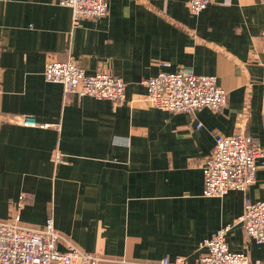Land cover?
<instances>
[{
    "label": "crops",
    "instance_id": "1",
    "mask_svg": "<svg viewBox=\"0 0 264 264\" xmlns=\"http://www.w3.org/2000/svg\"><path fill=\"white\" fill-rule=\"evenodd\" d=\"M62 1L0 0V218L10 220L26 193L24 224L52 216L102 264L194 261L227 224L230 248L261 259L263 245L238 219L247 201L264 199V164L248 190L223 197L204 195L202 166L217 134L246 133L264 147V0H211L197 15L188 0H110L105 16L78 24ZM69 57L123 79L126 98L47 81V62ZM163 70L216 75L227 105L174 112L147 103L144 81ZM21 115L47 126L5 117Z\"/></svg>",
    "mask_w": 264,
    "mask_h": 264
},
{
    "label": "built area",
    "instance_id": "2",
    "mask_svg": "<svg viewBox=\"0 0 264 264\" xmlns=\"http://www.w3.org/2000/svg\"><path fill=\"white\" fill-rule=\"evenodd\" d=\"M211 0H188L190 11L197 15L208 7ZM62 4L72 10L74 24L82 18H99L108 13L110 0H63ZM49 82L60 83L66 93L91 96L114 102L126 98V82L113 73H87L72 57L66 60H49L44 70ZM147 94L144 101L160 109L180 112L195 111L203 107L222 110L228 103L229 92L223 89L216 75H200L192 71H160L144 81ZM2 76L0 73V96ZM1 113L0 99V119ZM6 120L35 127L39 124L33 116H5ZM125 140V138H123ZM124 144L122 140L116 141ZM259 161L264 164V147L249 134L232 136L217 134L213 153L203 163L204 195L223 197L231 190H248L257 179ZM63 162L62 154H56V163ZM27 194L24 193L16 205L12 218H0V264H102L104 258L82 250L71 239L56 229L50 216L43 227H34L22 222L21 210ZM238 222L247 236L264 247V199L247 201ZM231 225L218 228L200 247V257L194 261L189 256L174 259L164 257L158 262L142 264H264L261 259L252 260L243 252L233 251L227 236ZM65 243V248L60 245ZM124 263H131L123 260Z\"/></svg>",
    "mask_w": 264,
    "mask_h": 264
},
{
    "label": "bare ground",
    "instance_id": "3",
    "mask_svg": "<svg viewBox=\"0 0 264 264\" xmlns=\"http://www.w3.org/2000/svg\"><path fill=\"white\" fill-rule=\"evenodd\" d=\"M65 90V89H64ZM66 92V91H65ZM80 96V95H79ZM22 116V115H21ZM21 217H22V214H21Z\"/></svg>",
    "mask_w": 264,
    "mask_h": 264
}]
</instances>
